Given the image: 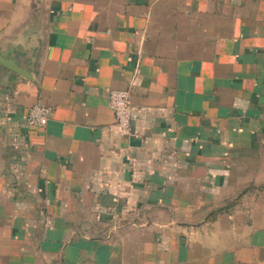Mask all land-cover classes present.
I'll return each mask as SVG.
<instances>
[{
	"label": "crops",
	"instance_id": "1",
	"mask_svg": "<svg viewBox=\"0 0 264 264\" xmlns=\"http://www.w3.org/2000/svg\"><path fill=\"white\" fill-rule=\"evenodd\" d=\"M0 264H264V0H0Z\"/></svg>",
	"mask_w": 264,
	"mask_h": 264
},
{
	"label": "built area",
	"instance_id": "2",
	"mask_svg": "<svg viewBox=\"0 0 264 264\" xmlns=\"http://www.w3.org/2000/svg\"><path fill=\"white\" fill-rule=\"evenodd\" d=\"M109 104L114 112L116 125L122 130L129 131L133 118L129 91L122 89L111 90ZM50 113L51 107L48 105H32L27 110V123L31 126H43Z\"/></svg>",
	"mask_w": 264,
	"mask_h": 264
},
{
	"label": "water",
	"instance_id": "3",
	"mask_svg": "<svg viewBox=\"0 0 264 264\" xmlns=\"http://www.w3.org/2000/svg\"><path fill=\"white\" fill-rule=\"evenodd\" d=\"M1 62L7 67H9L10 69L20 74L28 76V71L24 69L23 67H21L20 65H18L15 61L10 60V59H1Z\"/></svg>",
	"mask_w": 264,
	"mask_h": 264
}]
</instances>
